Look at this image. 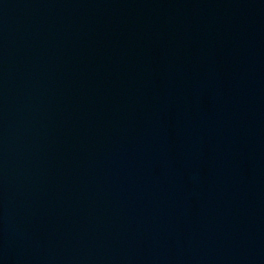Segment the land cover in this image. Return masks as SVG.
<instances>
[{
  "label": "water",
  "instance_id": "obj_1",
  "mask_svg": "<svg viewBox=\"0 0 264 264\" xmlns=\"http://www.w3.org/2000/svg\"><path fill=\"white\" fill-rule=\"evenodd\" d=\"M0 264H264V0H0Z\"/></svg>",
  "mask_w": 264,
  "mask_h": 264
}]
</instances>
